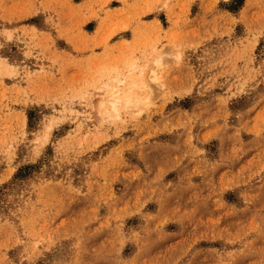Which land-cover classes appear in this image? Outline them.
<instances>
[{
  "label": "rangeland",
  "instance_id": "1",
  "mask_svg": "<svg viewBox=\"0 0 264 264\" xmlns=\"http://www.w3.org/2000/svg\"><path fill=\"white\" fill-rule=\"evenodd\" d=\"M0 264H264V0H0Z\"/></svg>",
  "mask_w": 264,
  "mask_h": 264
},
{
  "label": "bare ground",
  "instance_id": "2",
  "mask_svg": "<svg viewBox=\"0 0 264 264\" xmlns=\"http://www.w3.org/2000/svg\"><path fill=\"white\" fill-rule=\"evenodd\" d=\"M156 59V58H155ZM160 60V59H159ZM159 63V61L157 62V64ZM140 74V73H139ZM118 75H116L117 77ZM153 81H158V74L153 72L152 75H151ZM116 81V80H115ZM122 81V80H121ZM117 82V81H116ZM108 84V83H107ZM111 84V82H110ZM115 84V83H114ZM125 84V83H124ZM109 85V84H108ZM108 85H104L105 87V90H106V86L107 87H110ZM112 85V84H111ZM120 86L121 85H118L115 89L112 90V92L110 93V95L108 96L109 98L107 99L108 100V105H109V110H113V111H116L117 112V109L119 107L120 104H123L124 106H131V105H136L137 103H139V99L135 96H133L132 94H125V95H121L119 92H120ZM101 88V87H100ZM122 88V87H121ZM133 88H137L139 90L140 93H143L145 89H148V88H151L150 87V84L148 81H146L144 78H142L140 81L138 80L137 82H132L130 84H128L126 87H125V90L126 91H129ZM100 90V89H98ZM109 90V89H108ZM124 93V91L122 92ZM133 93V92H132ZM137 94V93H135ZM134 94V95H135ZM141 102V101H140ZM106 102L105 101H101V105H105ZM141 104V103H140ZM122 107V106H121ZM135 108V107H134ZM101 109V108H100ZM110 110V111H111ZM126 110V109H125ZM133 110V109H132ZM107 114V113H106ZM109 114V113H108Z\"/></svg>",
  "mask_w": 264,
  "mask_h": 264
}]
</instances>
